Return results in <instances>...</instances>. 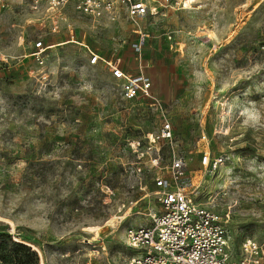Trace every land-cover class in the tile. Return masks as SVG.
<instances>
[{
    "label": "rangeland",
    "instance_id": "obj_1",
    "mask_svg": "<svg viewBox=\"0 0 264 264\" xmlns=\"http://www.w3.org/2000/svg\"><path fill=\"white\" fill-rule=\"evenodd\" d=\"M149 1L158 12L139 26L71 5L53 32L26 0L0 14L7 53L53 45L48 80L23 67L0 73V264H125L126 230L159 207L154 177L170 175L174 151L194 157L192 181L205 151L219 159L203 177L206 202L235 249L246 238L264 245V0ZM80 29L102 58L147 72L155 100L124 99L104 61L91 64L86 46L69 41ZM136 30L148 34L141 53ZM167 119L178 146L162 144L155 163L144 140Z\"/></svg>",
    "mask_w": 264,
    "mask_h": 264
},
{
    "label": "built area",
    "instance_id": "obj_2",
    "mask_svg": "<svg viewBox=\"0 0 264 264\" xmlns=\"http://www.w3.org/2000/svg\"><path fill=\"white\" fill-rule=\"evenodd\" d=\"M36 10H41L51 18L53 32H60L61 21L66 20L63 11L72 7L94 19L110 18L118 20L125 15L135 25L149 15L158 12V5L149 0H26ZM155 1V0H153ZM168 2L170 0H164ZM178 1V0H177ZM188 0H180L185 7ZM8 0H0V14L6 8ZM140 34L132 47L141 53L148 34ZM86 33L82 29L71 31L70 42L86 46L89 62L96 64L103 60L112 76L121 82V91L126 100H155L151 76L141 70L128 73L122 58L101 57L85 43ZM30 52L12 55L0 47V73L11 74L23 67L31 78L44 82L50 78L46 70V58L52 44L39 39L32 44ZM33 65H29V61ZM156 104L155 101L152 102ZM172 123L167 119L157 132L148 134L144 142L154 156L151 160L159 163L162 144L178 146L174 139ZM142 147L141 140L137 141ZM193 156L173 152L170 175L156 173L154 177L159 207L150 211V221L144 224L130 225L126 230V244L132 254L125 264H264V245L254 238H246L238 249L233 247L223 217L206 202L204 176L217 169L218 158H212L209 152L201 159L203 174L192 181L188 178L189 163ZM201 171V172H202ZM187 179V182H184Z\"/></svg>",
    "mask_w": 264,
    "mask_h": 264
},
{
    "label": "trees",
    "instance_id": "obj_3",
    "mask_svg": "<svg viewBox=\"0 0 264 264\" xmlns=\"http://www.w3.org/2000/svg\"><path fill=\"white\" fill-rule=\"evenodd\" d=\"M17 247H19V248H21V249H27V250H30V247L28 246V245H25V244H23V243H17V242H15L14 243Z\"/></svg>",
    "mask_w": 264,
    "mask_h": 264
},
{
    "label": "crops",
    "instance_id": "obj_4",
    "mask_svg": "<svg viewBox=\"0 0 264 264\" xmlns=\"http://www.w3.org/2000/svg\"><path fill=\"white\" fill-rule=\"evenodd\" d=\"M32 61V60H31ZM30 62V61H29Z\"/></svg>",
    "mask_w": 264,
    "mask_h": 264
},
{
    "label": "bare ground",
    "instance_id": "obj_5",
    "mask_svg": "<svg viewBox=\"0 0 264 264\" xmlns=\"http://www.w3.org/2000/svg\"><path fill=\"white\" fill-rule=\"evenodd\" d=\"M190 1V0H189Z\"/></svg>",
    "mask_w": 264,
    "mask_h": 264
}]
</instances>
